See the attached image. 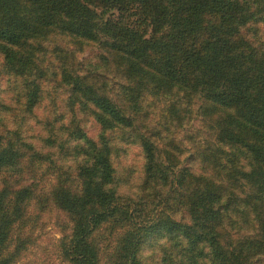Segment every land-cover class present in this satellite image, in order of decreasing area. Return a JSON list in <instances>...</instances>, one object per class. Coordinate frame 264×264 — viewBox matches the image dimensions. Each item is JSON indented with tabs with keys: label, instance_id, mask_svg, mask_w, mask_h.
Wrapping results in <instances>:
<instances>
[{
	"label": "trees",
	"instance_id": "1",
	"mask_svg": "<svg viewBox=\"0 0 264 264\" xmlns=\"http://www.w3.org/2000/svg\"><path fill=\"white\" fill-rule=\"evenodd\" d=\"M46 220L63 264H264V0H0V264Z\"/></svg>",
	"mask_w": 264,
	"mask_h": 264
},
{
	"label": "rangeland",
	"instance_id": "2",
	"mask_svg": "<svg viewBox=\"0 0 264 264\" xmlns=\"http://www.w3.org/2000/svg\"><path fill=\"white\" fill-rule=\"evenodd\" d=\"M89 135H93V130H89ZM47 227L43 233L38 236L36 244L31 247L28 253L18 264H63L54 255L49 256V244L58 238V232L51 220H46Z\"/></svg>",
	"mask_w": 264,
	"mask_h": 264
}]
</instances>
